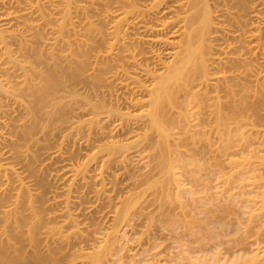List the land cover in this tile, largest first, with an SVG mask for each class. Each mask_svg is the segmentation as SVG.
<instances>
[{
  "label": "bare ground",
  "instance_id": "obj_1",
  "mask_svg": "<svg viewBox=\"0 0 264 264\" xmlns=\"http://www.w3.org/2000/svg\"><path fill=\"white\" fill-rule=\"evenodd\" d=\"M95 1L52 0L46 3L44 0H0V264H29V227L26 230L22 227L29 224V180H26L28 175L25 174L26 171L29 172V138H32L37 126L41 127L44 118L49 121L54 119L52 115L55 114L58 92L61 87L66 89L69 85L65 83L66 77H63L65 68L62 67L66 63L62 66V60H67L65 62L68 67L73 65L71 66L74 71L72 74L75 73L73 75H76L77 82L79 81L78 84H80L79 88L71 87L72 94L76 96V109L78 110L74 109L77 112L74 113L76 119L72 120V123H75L78 128L81 127L80 129L89 124L87 140L90 136L97 140L107 139V142L95 146L96 149L91 157L95 159L94 163L99 167V171L92 175L95 177L93 186L86 179L90 176L88 169L71 164L67 165V169L72 172L73 176H79L84 180L80 192H92L95 200H103L109 206L114 198L108 192L109 188L104 181L105 174L110 173L109 166L114 164L115 169L118 170L117 178L131 176L126 173L129 165L127 158L134 156L137 162L142 161V158H147L145 153L142 155V150L148 147L151 150V152L146 151L151 157L148 161L154 160V165L159 168L160 173L157 174L161 178L156 177V179L159 178L165 182L175 180L173 182L179 183V179L173 176L176 174L172 172L171 162L173 161L171 158L169 160L170 149L175 148L171 147L173 142L170 143L169 139L172 134L170 129L174 128L176 121L181 123L183 120L186 121L188 115L191 117L194 115L197 119L190 121L197 123L193 125L189 122L191 124L189 126L193 125L194 128L197 125L199 127L202 124L206 125V122L213 124L211 119L219 125H225L231 120L234 121L233 119L236 121L240 117L249 121L248 118L259 107L256 106L255 97L258 91V80L261 79L260 74H257L260 70L256 72L257 64L255 63L258 61L251 54L254 43L258 39V35L254 32L256 27L253 25H256V21L264 24V6L263 9L259 8L260 10L257 6L263 5L264 1L254 0L253 5L250 4V6L248 0H110V4L104 9L96 5L103 0ZM93 4L100 10L93 8L91 6ZM234 7L237 8L236 11H232ZM92 8L99 10L94 13L101 14V19L96 23L88 17L90 10H87ZM80 15L82 18L79 17ZM74 17L80 21H77V24H83L82 26H88L93 30V32L90 31L91 37L82 33L78 36L74 34L77 37L73 39L67 38L68 33L75 30L77 26ZM225 21H229L230 25L231 21L232 25H236H234L235 28L225 26ZM238 26L239 28H236ZM32 29L36 31L30 34L33 39H29V30ZM234 31H239L238 36L246 43L244 46H235L233 41H230V38H237L234 34L230 35ZM38 45L44 48L49 45V61L43 59L42 50L38 48ZM71 45H76V47L72 48ZM241 47H245V54L248 52L250 55L246 54L248 56L242 58L233 56ZM73 51L74 56H72ZM30 56L35 59L36 63H39L37 66L30 64ZM241 68L246 76H239L237 80L236 75L239 74H234L235 77H233V71ZM29 70L32 71L31 75H29ZM13 103L17 105L16 110L24 112L16 139L11 138L9 134L5 135L10 115L14 111ZM36 113L42 114L36 117ZM176 126L179 128L178 125ZM205 127L197 128L198 130L195 129L193 133L200 138L202 133H204L203 136L206 134L200 131H203ZM191 130L188 128V132ZM222 132L224 130L220 133ZM226 132L221 135L227 134V140L230 141L231 136L235 134L230 131ZM193 133L190 134L193 135ZM193 138L195 139V136ZM189 139L192 141L190 136ZM5 142L10 146L6 150H4ZM62 152L60 143L53 152L48 153V156H60ZM89 162V159L85 161L86 164ZM149 162L148 165L153 163ZM131 165L133 168L134 164ZM148 168L143 171H148ZM154 169L153 167L152 170ZM147 176L140 180H145ZM147 181H150V178ZM151 181L147 184H151ZM137 182L139 181H136L138 185L142 183V181ZM130 183L127 182L120 186L126 193L119 201L120 206L106 212L111 223L107 227L108 231L105 232L103 245L100 249H95V245L90 241L93 245L90 244V247H87L86 253L83 251L84 247L80 245L82 249H78L80 247L76 245L77 242L86 243L92 237L90 234L91 237H86L88 238L86 241L83 239L86 235L82 234L84 228L81 225L80 217L82 216L80 215L84 207L76 200L79 198L78 187L70 183L62 193L53 192L47 198L49 209L53 211L47 213V227L43 232V239H45L43 244L45 245L42 247L49 248L46 249L51 251V256L55 259L56 255H60L58 252H62V255L66 252L67 254L63 255L67 260L64 264H75L76 258L74 257L83 256L82 253L90 259L79 258L82 264L84 262L82 258L87 263L88 261H93L94 264L100 262L101 256L106 257L105 251H111L119 245L117 243L120 236L119 226L129 221L131 213L129 207L131 203L135 204L137 201L133 200V197L142 196V190L134 192V188L138 187L135 181ZM30 208V212L32 210L34 217L37 218L35 209L32 206ZM211 232L213 233L212 230ZM33 233L35 235V232ZM78 238L82 239L78 240ZM49 244L55 245L49 246ZM161 244L162 242L160 246ZM75 245L77 248H73ZM65 246L67 251L62 249ZM155 248L157 246L152 247L154 249L152 251L156 252ZM72 249H74L73 252ZM180 251L179 260H182V248ZM75 252L79 254L73 256ZM258 252L260 257V251L256 253ZM229 253L233 255V252ZM34 254L31 259L39 260L40 257ZM176 254L174 258L177 257ZM241 254L233 255L231 259L218 256L219 254L211 257L215 253L209 255L210 257L205 255L203 259L202 256L192 257V254L191 256L186 254L184 258L190 256L191 259L203 261L199 264H264V257L259 258L255 254L246 257ZM103 258L102 261H104ZM146 259L143 261H148ZM171 260L174 262L175 259ZM193 261L192 263H195ZM34 262L31 261L33 264ZM151 263L163 264V262L153 263V261Z\"/></svg>",
  "mask_w": 264,
  "mask_h": 264
},
{
  "label": "rangeland",
  "instance_id": "obj_2",
  "mask_svg": "<svg viewBox=\"0 0 264 264\" xmlns=\"http://www.w3.org/2000/svg\"><path fill=\"white\" fill-rule=\"evenodd\" d=\"M44 1L48 3L47 1H52V0H44ZM248 1H249L248 5L254 2V0H248ZM94 2L96 1L94 0ZM95 4H93L94 6L93 5L91 6L94 8L96 7ZM109 4H110V0H103L99 2V5L98 4L96 5L99 6L100 9L101 8L104 9ZM263 6L264 4L263 5L260 4L257 6V8L263 9ZM99 7L96 8L99 9ZM92 9L87 10V11L90 10L88 12V17L90 20L96 23L97 21H99V19H101V14L94 13V11L98 12L100 9L98 11L96 9L95 10L93 9L92 11ZM236 10H237L236 7L232 9V11H236ZM241 11L243 12V10ZM85 14H87V12ZM79 17H81V15ZM82 17L84 18L83 14ZM74 18H75L74 20H76L75 25H77L75 26L76 31L74 29L71 30V32L68 33L67 38H69L70 40L73 39L76 35L78 36V34L80 35L82 33L83 35L86 34L87 36L91 37V32H93V30L89 29L88 26H82L83 24L82 25L77 24L80 21H78L76 17ZM231 21H230L231 25L229 24V21H225V26L232 29V27L235 28L234 27L235 24L232 25ZM255 24L256 25H253L256 27L254 28V32L258 35V39L254 43V48L251 56L252 57L255 56L254 58L256 59V61H258L257 63H255L257 64V66H255L257 67L255 68V70L256 72L260 70V72L257 74H260L259 76L261 79L260 81L257 79L258 91L256 94L257 96L255 97L256 106L259 107L254 111L253 114H251V117L248 118L249 121H246V119L244 120L243 118L240 117L237 118L236 121L235 119H233L234 121L232 120L229 121L230 125H228L229 124L228 122L225 123L226 125L225 126L224 124L219 125L215 120L211 119L214 122V123L212 122L213 123L211 124L212 126L210 125V122H206V125L205 124L200 125L201 127H205V126L209 127V128L205 127L203 131L200 130L201 132H206L204 136L202 135L204 133H202L200 138L195 133H193L195 129L196 130L201 129L199 125H197V127L195 128L193 127V125L197 123L195 121H190L197 119L194 117V115H192V117L188 115L187 118L189 120L186 118V121L183 120L181 121V123H179L180 121L178 122L176 121L177 123L176 122L174 123V128L172 127V129H170L173 135L171 134L169 136L170 137L169 139H170V143L173 142L172 144L174 146L171 144L170 145L171 147H175V148L173 150H171L172 148L170 149L171 153L169 152L170 153L169 160L171 158L172 159L171 161H173L171 162L173 165L172 172L173 174H175V172L176 174L178 173L177 175L175 174L173 176L175 178L177 177L176 179H179L178 180L179 183L173 182L175 180L167 181V182H165L162 179L160 180L159 178H161V176L157 174L160 173L158 172L159 168L158 166L156 167L154 165L153 162L154 160L150 159V162L153 163L149 165L147 164L149 162L148 161L149 158H151L148 156V152H151V150L149 149V147L145 148V150L142 147L143 149V150L141 149L143 151L142 155L145 153L144 155L145 157H147L144 158L145 160L142 158V161L137 162L134 156L133 157L130 156L129 158H127L129 165L134 164L133 168H131L132 165L131 166L128 165L127 167L129 171L127 170L126 173L130 174L131 176L125 178L122 177L123 179L117 178L116 173L118 172V170L115 169L114 164H111L109 166L110 173H108L107 175L105 174L104 181L106 182L109 188L108 192L114 197L113 203L110 206L103 200H95L92 192L89 193L80 192L82 189L81 188L82 182L84 180L79 178V176H73L72 172H70L67 169V165L70 164L74 165L75 167L88 169V174L90 176L87 177L86 179H88V181H90L91 183L90 185L93 186V181L95 180V177H93L92 175L99 171V167H97L96 164L94 163L95 159L94 158L91 159V157L94 150L96 149L95 146L107 142V139L104 138L97 140L90 136L88 138L89 140H87L86 135L90 130L89 124H87L83 129H80L81 127L78 128V126L77 127L75 126V123H72V120L76 119L74 117L75 115L74 113L77 112L78 110L76 109L77 107L76 96L72 94L71 89L79 88L80 84H78L79 81L77 82L76 75H73L75 73L72 74L73 68H71V66L73 67V65L68 67L66 66L68 65L67 62H65L67 60L66 59L62 60L61 63V65L63 64L62 66H64V64L66 63L65 66L62 67L65 68V70L63 71L64 72L63 77L64 76L66 77L65 83L69 85L67 86L66 89H63V87H61L58 92L59 97H57L55 103V114L52 115L54 119L49 121V119L44 118V120H42L43 123L41 127L37 126L35 128V133L32 135V138H29V172L27 171L25 172V174L28 175L26 180H29V224L22 226L24 230H26L29 227V264H33L31 263V261H35L34 264H39V263L55 264L56 262L60 264H64V261L65 262L67 261L64 259L65 257H63V255L67 254L66 252H64V250L67 251L66 246L65 248H62L64 249L63 252L65 254L62 255L61 254L62 252H58V254L62 256L60 257V255H56V259L55 257L51 256V251L47 250L49 248L42 247L45 245L43 244V242H45V239H43L44 238L43 232L46 229L45 227H47L46 224L48 222L46 219L47 213L53 211V209L51 210L49 209L50 205H48L47 198H49L53 192L62 193L63 189L66 188L70 183H72V186L74 185L78 187L79 198L78 199L76 198V200L80 202L81 205L84 207L83 208L81 206L84 210L81 211L83 215L82 214L80 215L82 216L80 217L82 219L81 225L82 228H84L82 230V234L84 233L83 235L84 236L86 235L83 239H85L84 241H86L91 236H92L91 238L93 239L92 240L91 238L88 239L86 243L83 241L82 242L79 241L82 244L81 243L79 244L77 242L76 245L77 246L79 245L78 247H80V245L82 246V248L84 247L83 251L87 250L88 249L87 247L88 246L90 247V244L91 245L94 244L95 245L94 247H96L95 249H100V247L103 245L102 243H104L103 241L106 236L105 232L107 230V227L111 223V220L108 217L109 215L106 212L109 209L119 207L120 206L119 201H121L126 195V193L122 190V188H120V186L124 185L127 182H131L130 184H132L133 181H135L136 184L137 180L139 181L137 183H140L141 181L142 183H140L141 186L136 184L138 185V187L134 188L135 189L134 192L142 190L141 193L142 196L135 195L133 197V200L136 199L137 201L135 204L131 203L129 207V212H131L129 215V221L126 223L123 222L119 226L120 228L119 233L122 239L119 236V238L117 239V241L119 240L117 242L119 245H116V248L113 250L111 249V251H107V252L105 251L104 255H106V257L101 256V261L102 258L105 257L103 258L104 261H102V263H100L101 261L96 262L97 264L99 263L100 264H129V263L150 264L152 261L153 263L163 262V264H186V263L199 264L202 263L203 261L198 259H191V258L196 256L199 257L202 256L203 259V256L205 255L209 256L212 255L213 253H215V255L211 257H214L219 254L218 256L221 255L223 256V258L230 257L231 259L233 255L237 256L236 254L240 255V253H242L243 256L247 257L249 255L248 257H250L253 254H255L257 251H260V257H259V252L258 254L256 253L255 255H257L259 258L264 257V136H263L264 135V97H262L264 96V93H262L264 92V88H262L264 87L263 84L264 76H262L264 74V24L261 22L259 23V21L258 22L256 21ZM236 28H239V26ZM35 31L36 29L29 30V39H33L30 34ZM42 31L44 32L43 29ZM233 34L236 35L237 38L236 39L230 38V41H233V44L235 46L237 45L244 46L245 42L242 40V38L238 36L239 31L236 32L234 31V33L230 35ZM57 47L59 48V45H57ZM71 47L75 48L76 45L73 46L71 45ZM38 48L42 50L43 59L49 61V52H48L50 48L49 45H46L45 48L42 47V45H38ZM245 50H246L245 47H241V49L237 50V53H234L233 56H241L242 58L243 56L245 57L250 55V53L248 54V52L246 53L248 55H246ZM74 51L72 52V56H74L73 54L75 53ZM63 52L67 53L68 51H63ZM29 62L32 66H37L39 64L36 63L35 59L31 56L29 57ZM244 73L245 71L243 70V68L238 70L236 69L235 72L233 71V77H235L236 74H239L238 76L236 75V78L238 80L239 76L240 77L246 76ZM31 74L32 71L29 70V75ZM70 75H72L73 77ZM236 78L234 79L236 80ZM75 82H77L76 85ZM71 84L75 86H70ZM18 99H20V97H18ZM13 107H14V111L10 115L11 118L9 119L8 126L5 129V135L8 136L9 134L11 138L16 139L20 127L19 124L22 120V117L24 116V112L16 110L15 108L17 107V105L15 103H13ZM74 109H76L77 111ZM41 112L43 113V110ZM41 114L36 113V117ZM238 119L239 121H237ZM251 120L253 121L252 123ZM189 122L193 124L192 127L189 126L191 125ZM238 124L240 127L237 126ZM44 125L45 127H43ZM176 125H178L179 128H176L177 127ZM223 126L225 127L223 128ZM188 128L192 129L191 130L192 132L191 131L188 132ZM221 130L222 131L224 130V132L222 133H225L226 131H230L233 132V134L235 135H232L230 141H228L227 140L228 138L226 136L227 134L225 136H222L224 134L220 133ZM200 131H199V135L201 133ZM190 133H193V135L195 134L194 135L195 139L193 138L194 136ZM239 134H241V136ZM189 136L190 138H192V141L191 139H189ZM60 143L63 150L62 154L60 156L59 155L48 156V153L53 152L57 148V146L60 145ZM190 143L192 145H190ZM5 144L6 146L4 150L10 147L6 142ZM143 145L145 146V144ZM173 151L175 154L173 153ZM195 151L197 152L195 153ZM184 155L187 156L185 157ZM87 159H89L90 162L86 164L85 161ZM132 161L136 163H133ZM21 162L24 163L25 161L21 160ZM144 162H146V164ZM138 167H140V169ZM153 167L155 168L154 170H152ZM147 168L148 171H143ZM131 170H133L134 172L133 171L131 172ZM148 173L151 176H149ZM144 175L145 176L148 175L149 177L147 176L145 180H140L141 178H145ZM135 176H139V177H135ZM133 177H135L136 180L133 179ZM156 177L159 178L156 179ZM148 178H150V181L154 178L151 181L152 183L149 185L147 184L148 182L150 183V181H147ZM155 183L157 185H155ZM89 189H93V188H89ZM155 193L157 195H155ZM59 197L61 198L62 195ZM156 197L158 200L156 199ZM224 200H226V202ZM30 206H32L35 209L34 211L37 214V218L34 217L33 215L34 213L32 212V210H31L32 212L31 214ZM51 208H53V206ZM38 215L40 217L39 219H38ZM142 215L144 218L142 217ZM166 215L168 216L166 217ZM148 216L149 218H147ZM175 216L177 219L174 218ZM223 222L226 223L223 224ZM196 225L200 227L198 228ZM211 230L213 231V233L211 232ZM33 232H35V235ZM160 237L166 239L164 240ZM80 239L82 238H78V240ZM160 240L162 242L161 246H160L161 243ZM178 241L180 243H177ZM95 243L96 244L99 243V244L96 245ZM164 243H166V245H163ZM50 245H55V244H49V246ZM76 245L73 248H77ZM167 245H169V247ZM178 245L180 247H178ZM154 246H157V248H155L157 250L156 251L157 253L155 251H152L154 250L152 249V247ZM164 247L166 248L164 249ZM82 248L80 247L78 249H82ZM181 248L183 251L182 252L183 259L181 258L182 260H179L180 257L178 254H180ZM187 249H191V250H187ZM73 250L74 249H72L71 251L73 252ZM229 252H233V255L232 253ZM34 253H36V255L40 257L39 260L31 259V257L33 258V256L35 255ZM160 253L161 254L163 253L162 255L164 256L160 255ZM76 254L79 253L75 252L73 256H75ZM84 254L82 253L83 256L77 255L80 257L77 256L74 257V259L76 258L74 260V262H76L75 264H82V262L80 261L81 259L79 260V258L81 257L90 260L88 257L86 258L85 257L86 255L84 256ZM175 254L177 255L178 258L177 257L174 258ZM186 254H189L190 256L192 254V257L188 256L187 258L186 257L184 258ZM139 258H141V260ZM146 258H150V259H146ZM188 258L191 259V261H189ZM145 259L148 261H143ZM171 259H175L174 262H172L173 260ZM46 260H50V261H46ZM82 260L84 261L83 264L87 263L86 260H84L83 258ZM192 260H194L193 262L195 263H192ZM195 260H197L198 263ZM176 261L179 263H177ZM88 263L94 264L93 261L92 262L88 261Z\"/></svg>",
  "mask_w": 264,
  "mask_h": 264
}]
</instances>
